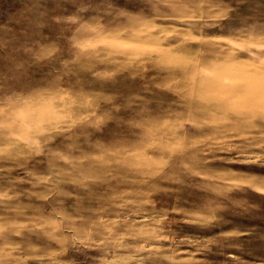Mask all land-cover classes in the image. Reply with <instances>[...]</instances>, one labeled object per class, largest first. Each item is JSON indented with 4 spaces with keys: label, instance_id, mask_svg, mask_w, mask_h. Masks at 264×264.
I'll list each match as a JSON object with an SVG mask.
<instances>
[{
    "label": "rangeland",
    "instance_id": "1",
    "mask_svg": "<svg viewBox=\"0 0 264 264\" xmlns=\"http://www.w3.org/2000/svg\"><path fill=\"white\" fill-rule=\"evenodd\" d=\"M0 264H264V0H0Z\"/></svg>",
    "mask_w": 264,
    "mask_h": 264
}]
</instances>
